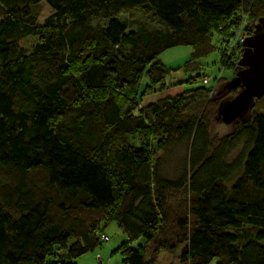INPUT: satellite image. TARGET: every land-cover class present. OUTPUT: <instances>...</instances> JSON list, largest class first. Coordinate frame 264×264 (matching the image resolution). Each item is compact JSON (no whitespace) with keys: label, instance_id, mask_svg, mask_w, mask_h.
Segmentation results:
<instances>
[{"label":"trees","instance_id":"1","mask_svg":"<svg viewBox=\"0 0 264 264\" xmlns=\"http://www.w3.org/2000/svg\"><path fill=\"white\" fill-rule=\"evenodd\" d=\"M137 7L167 30L119 17ZM263 15L264 0H0V264H77L113 222L144 240L121 246L125 264L179 249L180 264H264V94L223 136L219 108L240 86L143 105L171 87L164 51L192 47L190 83L215 34L245 16L250 36ZM241 141L246 152L229 162ZM183 142L188 169L162 177L159 151Z\"/></svg>","mask_w":264,"mask_h":264},{"label":"rangeland","instance_id":"2","mask_svg":"<svg viewBox=\"0 0 264 264\" xmlns=\"http://www.w3.org/2000/svg\"><path fill=\"white\" fill-rule=\"evenodd\" d=\"M43 8L44 9L40 17V22H42L43 19L51 12V8L46 4H43ZM119 17L129 20L132 23L133 28H136L137 24L142 21L146 22L151 28H162L167 30V27L164 23L154 19L149 15H146L138 7L132 10L121 11ZM94 23H105V21L97 20ZM247 26L248 23L246 28ZM36 41L37 36L29 35L21 41V45L24 48L31 50ZM213 45L215 46V50L198 60V64L201 69L199 73L201 76L197 80L192 79L190 83L187 82V79L191 76L197 75V73H186L183 69V66L191 57L192 47L189 45L175 46L167 49L161 54L160 58L165 64L168 65V67L172 69V73L168 78V82L171 84V87L169 88H178L182 86L181 88L174 90L172 92V96L181 94L187 87H193L196 85L213 86L215 90H219V92L226 90L224 86L228 81H220L218 79L227 78L230 80L235 76V74L232 72L231 68L223 65L222 63V52L220 51L221 41L219 37H217V34H215L213 37ZM147 82L148 78L144 77L142 86H144ZM158 93L160 92L157 91L146 94L143 98V105L150 103L149 98H153V100L156 101L157 99L155 95ZM232 128L233 126L231 124H226L222 120H218L214 123L213 134L223 136L232 131ZM133 141L135 143H139V137L134 136ZM189 151L190 144L187 142L174 145L166 151H159L158 156L160 157V171L162 177L170 180L178 179L188 169ZM245 152V142L241 141L232 151H230L228 155V161L233 162L234 160L243 157ZM104 232L110 237V241L106 243L102 242L103 244L95 251L89 252L79 258L76 262L77 264H100L97 260L98 255H101L102 257V264H125L123 255L120 252V248L123 244L130 243L129 236L115 222L110 223L104 229ZM143 244L144 240L141 238L130 243V246L133 248H138ZM180 253L181 249H179L175 254L162 252L158 257L156 264H180ZM60 254H63V252L60 251Z\"/></svg>","mask_w":264,"mask_h":264},{"label":"water","instance_id":"3","mask_svg":"<svg viewBox=\"0 0 264 264\" xmlns=\"http://www.w3.org/2000/svg\"><path fill=\"white\" fill-rule=\"evenodd\" d=\"M241 67L225 84V89L240 86L237 94L223 102L218 120L234 124L244 119L252 109L255 99L264 94V15L259 18L253 34L247 37L240 61Z\"/></svg>","mask_w":264,"mask_h":264},{"label":"built area","instance_id":"4","mask_svg":"<svg viewBox=\"0 0 264 264\" xmlns=\"http://www.w3.org/2000/svg\"><path fill=\"white\" fill-rule=\"evenodd\" d=\"M240 15L243 17V14H236V16ZM246 25L247 20L244 16L242 24L236 25L231 28L230 36H224L221 38L222 48H228L227 54L231 56L232 61L239 62L242 57L244 51V44L246 42L247 37L249 36V31L246 30ZM220 29H223V26H220ZM100 239L103 243L110 241V237L105 233L101 235ZM97 260L100 264L103 263L101 255H98Z\"/></svg>","mask_w":264,"mask_h":264},{"label":"crops","instance_id":"5","mask_svg":"<svg viewBox=\"0 0 264 264\" xmlns=\"http://www.w3.org/2000/svg\"><path fill=\"white\" fill-rule=\"evenodd\" d=\"M182 87V86H181ZM181 87H178V88H176V87H172V88H169L168 90H165V91H163V92H160V93H158L157 95H155L156 96V99H159V98H161V97H164V96H172V92L174 91V90H177V89H179V88H181ZM149 98V97H148ZM155 98V97H154ZM150 100V102H154V100H153V98H149Z\"/></svg>","mask_w":264,"mask_h":264}]
</instances>
